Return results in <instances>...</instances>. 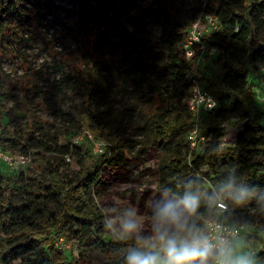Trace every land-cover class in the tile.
I'll return each instance as SVG.
<instances>
[{
  "label": "trees",
  "instance_id": "obj_1",
  "mask_svg": "<svg viewBox=\"0 0 264 264\" xmlns=\"http://www.w3.org/2000/svg\"><path fill=\"white\" fill-rule=\"evenodd\" d=\"M54 10L52 0H0V58L5 54L15 57L18 52L10 35L14 27H23L31 35V27L51 25L48 17L54 18ZM142 10L149 16L152 29L160 30L157 40L143 24L129 18L124 0H85L80 4L78 27L85 32L90 27L96 29L85 37L89 56L80 57L75 51L53 56L60 68L69 69L61 80L78 83L84 101L81 109L63 113L55 129L37 126L40 119L35 111L43 107L47 93L61 92L58 86L43 91L33 82L34 72L26 67L22 77L9 84L10 89L22 94L21 111L27 127L20 124L8 130L2 126L0 148L11 155H32L45 181L26 183L20 173L12 189L15 194L10 197L0 173V264H87L82 252L76 258L57 249L54 242L61 236H74L85 244L94 233L111 255L118 245L98 228L97 220L98 203L114 196L127 201L137 216L148 217L150 222L158 203H177L186 195L196 196L200 201L199 221L204 224L214 216L217 201L227 207L235 205L237 190L264 193V121L256 108L262 105L255 99V84L247 75L257 73L258 77L259 66L264 65V0H207L196 3L187 19L176 0H151ZM203 10L217 16L222 25L205 40L217 49L213 58L220 74L211 79L203 72L201 79L218 105L212 112L201 113L200 138L191 151L188 134L193 119L187 105L188 63L182 44L188 26ZM126 18L134 22L132 31L123 27ZM115 24L124 45L121 69L132 83L146 86L130 135L124 129L134 118L132 107L120 118L119 127L110 124L105 103L109 81L99 71L113 59L102 27ZM9 97L0 85V115L2 101ZM234 126L231 147L220 151L224 128ZM86 130L108 143L102 155L91 153L83 136ZM80 137L82 141L74 143ZM149 155L154 156L155 166L141 169L125 190L113 188L114 174L121 166ZM206 188L215 193H206ZM238 215L228 207L227 220L244 225ZM140 235L148 237L151 230Z\"/></svg>",
  "mask_w": 264,
  "mask_h": 264
},
{
  "label": "rangeland",
  "instance_id": "obj_2",
  "mask_svg": "<svg viewBox=\"0 0 264 264\" xmlns=\"http://www.w3.org/2000/svg\"><path fill=\"white\" fill-rule=\"evenodd\" d=\"M206 1L176 0V4L180 7L181 14L187 19L193 15L192 9L196 3H206ZM52 2L55 16L54 18L48 17V19H51V25L46 24L45 27H41L40 29L31 27V35L20 26L14 27L13 32H10L11 41L17 45L18 52L15 54V57L5 54L0 58V77L2 76L4 79V83H0L1 91L7 92L10 96L8 99L2 101L0 128L3 126L8 130H13L16 125L20 124L27 127V119L21 111L22 104L20 103V99L22 98V94L20 91L10 89L9 87V84L14 83L15 79L22 77L25 67L34 72L33 82L41 87L43 91L55 85L61 91L58 94L55 91L46 94L43 107L41 109L37 108L35 111L40 119V123L37 126L43 127L46 130H53L59 124L63 113L76 111L82 107L84 98L80 94L78 83H65L61 80L62 73H68L69 69L67 67L60 68L54 62L53 55L62 56L75 51L80 57H88L87 46H85L84 41L87 32H92L95 28H87L85 32L83 28H79L77 25L80 21V4L84 3L85 0H52ZM124 2L126 3L129 18L134 17L140 25L143 24L145 29L151 32L152 38L157 40L160 30L159 28L152 29L149 16L144 14L142 10L151 3V0H124ZM113 14V11H110V16H113ZM122 23L124 29L132 31L133 20L126 18ZM102 29L107 34L108 47L113 51L112 61H107L105 65L99 68L100 73L109 81V90L105 98L106 107L109 109V122L113 126L119 127L120 118L126 112V109L131 106L134 118L124 129L126 135H130L134 132L137 124L140 100L146 86L143 82L132 83L126 78L125 73L121 69L119 61L121 60L124 45L120 44L122 36L118 32V26L115 24L102 27ZM78 39L82 41L79 42ZM219 74V65L216 60L214 58L208 59L205 64L204 75L215 79ZM247 75L248 80L256 86L258 81L257 73L252 74L248 72ZM256 108L261 110V120L264 121V108L259 105ZM224 132L225 139L219 146L222 152L227 147H231L230 139L236 135V127L224 128ZM83 136L87 138L93 155H99L96 153L100 149L99 142L103 143L101 148L104 151L108 146V143L96 138L87 130ZM81 141L82 137L76 139L74 143ZM12 155L18 157L23 154L14 153ZM28 156L30 158L29 163L18 170H12L0 164V173L4 175V182L8 187L6 194H11L10 197H13L15 194V191L12 192V189H14V182L18 180L20 173L23 175L26 183H31L33 180L36 182L45 181L42 169L34 162L32 155ZM154 159L153 155H149L135 163L121 166L114 174L112 181L113 188L121 192L127 187L132 186L137 173L141 169L155 166ZM257 159L261 158L258 157ZM73 168H75L74 165ZM206 193L214 194L215 192L206 188ZM240 193L245 194L243 200L237 203L234 199L235 205L233 207L228 206L230 210L233 209L239 212L238 220L245 225L244 232L234 243V247H236L238 252L248 253L254 257V264H264V208L261 207L264 204V193L244 188L237 190L235 195H239ZM129 211H133L132 206L127 201L115 196L110 200L99 202L98 212L100 216L97 220L98 228L102 229L106 237H112V240L117 243L118 248L114 249V252L109 255L102 247L95 233L90 238V241L85 244L80 243L77 237L72 236V238L68 239L74 243L73 247L76 255L82 252L87 264L123 263V258L128 253L130 247L137 243L134 240V236L126 240L121 238L119 221ZM137 218L142 222V231L151 230V222L148 217L137 216ZM106 222H112L115 231L106 230L104 227ZM104 241L103 245H105L107 240L105 239Z\"/></svg>",
  "mask_w": 264,
  "mask_h": 264
},
{
  "label": "clouds",
  "instance_id": "obj_3",
  "mask_svg": "<svg viewBox=\"0 0 264 264\" xmlns=\"http://www.w3.org/2000/svg\"><path fill=\"white\" fill-rule=\"evenodd\" d=\"M192 90L200 94L207 107L212 108L215 102L199 92L198 87ZM244 193L234 195L237 203L243 200ZM199 198L186 195L177 203L171 201L158 203L151 217V235H140L142 222L137 213L129 211L119 221L120 234L123 239L133 236V244L123 264H254V257L248 253L238 252L231 240L219 230L210 228L199 221ZM106 230L115 231L112 222H106Z\"/></svg>",
  "mask_w": 264,
  "mask_h": 264
},
{
  "label": "built area",
  "instance_id": "obj_4",
  "mask_svg": "<svg viewBox=\"0 0 264 264\" xmlns=\"http://www.w3.org/2000/svg\"><path fill=\"white\" fill-rule=\"evenodd\" d=\"M222 29L221 21L213 14H209L201 11L195 19L191 22L186 30V37L182 44V53L185 60L188 63V67L185 74V80L189 84L187 105L191 112L193 123L189 129L188 142L191 151L196 149L199 133L198 122L202 112H212L217 108V100L202 86V76L205 69V63L208 59L213 58L217 54V49L209 47L205 41L209 35L215 34ZM196 86L199 92L210 97L215 102V106L212 108L207 107V101L200 99V94L195 93L192 88ZM254 97L264 107V65H260L258 69V81L254 86ZM100 143V149L96 151L99 155L104 153L102 142ZM29 156L14 157L11 154L6 153L0 148V163L8 166L12 170H18L29 163ZM228 211L227 204L223 201H217L214 207V216L205 221L210 228L215 227L217 231L219 226H223L227 231L224 235H227L231 240L233 246L234 243L241 237L245 226L243 224H233L227 220L226 214ZM54 245L57 249L62 251H69L74 257L78 258V254L74 251V243L72 240L63 236L55 239Z\"/></svg>",
  "mask_w": 264,
  "mask_h": 264
}]
</instances>
